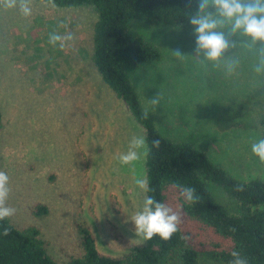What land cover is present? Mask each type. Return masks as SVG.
<instances>
[{
  "label": "rangeland",
  "instance_id": "374dc122",
  "mask_svg": "<svg viewBox=\"0 0 264 264\" xmlns=\"http://www.w3.org/2000/svg\"><path fill=\"white\" fill-rule=\"evenodd\" d=\"M32 9L25 18L17 9L0 8V171L9 176L6 204L16 209L7 219L18 229H36L57 264L81 257L82 227L100 253L122 256L143 241L130 218L143 207L145 192L134 181L145 174L144 158L121 165L116 157L143 132L93 65V9L35 0ZM131 30L160 52L159 60L126 69L159 133L204 150L235 179H264V163L251 153L264 114V76L253 71L255 51L226 53L240 61L229 76L199 63L193 28L137 19ZM51 33L73 39L64 48L53 46ZM176 50L186 57L176 58ZM158 94L160 105L153 109L147 101ZM209 191L228 212L236 211L223 191L212 185ZM181 197L170 188L163 203L179 213L178 229L189 237L197 264H224L210 253L229 250L231 242L186 215ZM36 205L46 214H33Z\"/></svg>",
  "mask_w": 264,
  "mask_h": 264
},
{
  "label": "trees",
  "instance_id": "16d2710c",
  "mask_svg": "<svg viewBox=\"0 0 264 264\" xmlns=\"http://www.w3.org/2000/svg\"><path fill=\"white\" fill-rule=\"evenodd\" d=\"M52 6L53 0H35ZM58 8L90 7L97 15L93 35V65L102 82L126 106L133 121L146 137L149 154L144 158V174L149 191L146 196L163 203L167 189L174 185L195 189L199 197L194 204L179 199L182 211L231 242L229 250L210 256L229 264L231 252L239 251L248 264H264V179L241 181L215 164L206 152L182 140H170L156 129L148 112L129 81L126 69L138 68L159 60L160 52L131 30V23L144 19L192 29L189 16L197 11L196 0H54ZM1 120V115H0ZM260 138H264V114L258 118ZM159 139L160 147L152 146ZM212 185L235 202L236 211L228 212L209 191ZM33 214H46L36 205ZM8 234H4V229ZM82 255L65 264H197L198 254L178 231L167 240L154 236L129 247L122 256L100 253L87 227L80 230ZM0 264H57L47 253L38 231L21 230L8 219L0 221Z\"/></svg>",
  "mask_w": 264,
  "mask_h": 264
},
{
  "label": "clouds",
  "instance_id": "9594fccd",
  "mask_svg": "<svg viewBox=\"0 0 264 264\" xmlns=\"http://www.w3.org/2000/svg\"><path fill=\"white\" fill-rule=\"evenodd\" d=\"M33 0H0V8L17 9L19 13L28 18L32 15ZM193 0H188L189 5ZM197 11L189 16V24L195 36V54L202 66L211 65L222 68L226 75H233L239 67V58L233 53L224 58L231 49L242 47L248 51H255L256 62L253 71L264 76V0H196ZM53 7H55L53 0ZM239 36L242 42L237 44L230 37ZM73 39L71 34L61 36L56 33L49 35V43L64 48L68 41ZM257 45L259 47L257 48ZM178 59L186 56L179 50L172 52ZM202 54V55H201ZM161 96L158 94L147 103L153 109L160 105ZM148 118V111L144 113ZM156 149L160 147V140L152 141ZM251 153L264 163V138H259L251 144ZM149 154L146 137L134 135L129 141L127 150L117 155L116 159L121 165H134ZM136 186L144 191H149L148 181L144 177L135 179ZM180 196L189 204L198 202L199 197L195 189L183 185H174ZM9 176L0 171V221L15 215L16 209L7 206L9 197ZM135 228V234L144 240H151L158 236L161 240H169L178 231L181 223L179 213L174 212L165 203L151 196H146L143 207L130 218ZM8 234V229H4ZM184 236L182 239L187 240ZM232 259L229 264H248L246 257L239 251L231 252Z\"/></svg>",
  "mask_w": 264,
  "mask_h": 264
}]
</instances>
